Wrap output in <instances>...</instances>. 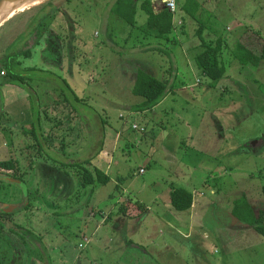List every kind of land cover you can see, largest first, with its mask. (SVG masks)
I'll return each instance as SVG.
<instances>
[{
    "label": "rangeland",
    "instance_id": "obj_1",
    "mask_svg": "<svg viewBox=\"0 0 264 264\" xmlns=\"http://www.w3.org/2000/svg\"><path fill=\"white\" fill-rule=\"evenodd\" d=\"M116 1L51 0L0 25V67L13 61L25 79L0 72V146L12 148L13 133L28 189L6 187L16 212L0 221V264H264L254 219L232 214L244 197L255 216L264 210V60L236 56L240 44L260 47L264 0H175L168 39L144 30L142 4L159 12L164 0H138L134 26L112 12ZM219 38L226 72L214 82L195 57L202 39ZM141 70L170 93L133 111ZM16 93L25 100L10 103ZM96 168L109 184L84 183ZM175 187L192 192L193 208L166 214L154 203Z\"/></svg>",
    "mask_w": 264,
    "mask_h": 264
},
{
    "label": "trees",
    "instance_id": "obj_2",
    "mask_svg": "<svg viewBox=\"0 0 264 264\" xmlns=\"http://www.w3.org/2000/svg\"><path fill=\"white\" fill-rule=\"evenodd\" d=\"M47 3V2H46ZM45 3L40 4L38 6L42 7ZM153 4L150 1H145L142 4V9L147 14V22L144 25V30L150 35H154L156 38H165L168 39L169 34L173 31L174 25V13L168 9H164L162 11L156 12L152 6ZM137 6L138 0H117L112 8V12L125 20L128 24L134 26L136 23V15H137ZM35 7L31 8L34 9ZM203 28L199 29L200 34H202ZM202 37V36H201ZM262 43L260 47H248L246 48L243 45H239L236 51V56L239 61L245 65L248 63H258L264 60V36H262ZM202 50L199 52L196 57L195 61L197 66L203 71V73L209 76L214 82L219 81L223 78L226 69L224 65L221 64L220 55L223 52V39L219 38L214 42H207L202 39ZM30 54L29 51L26 52V55ZM25 55V56H26ZM13 61H10L8 64L0 67V72L5 73L7 71L8 76L12 80H19L24 82V77L18 72L14 71ZM17 64V63H16ZM18 65V64H17ZM3 85V81H0V86ZM133 94L140 96L143 100L140 103H137L133 106V111H147L159 105L166 96L170 93L168 88V83L158 79L157 77L153 76L152 74H148L145 71H140L134 83ZM33 134L37 138V131L33 130ZM33 135V136H34ZM2 140V139H1ZM3 141V140H2ZM90 162V160H88ZM1 163V162H0ZM11 163L4 162L0 165L2 167L8 168L11 167ZM73 167H81L79 164H73ZM96 173L97 178L93 177V173L89 170L85 171L84 174V183L85 184H109L110 177L105 175L103 171L96 168L94 170ZM17 179V177L13 176ZM12 186L10 182H6L4 180L0 181V203H6L8 201V189L7 186ZM264 195V187L262 189ZM171 203L172 206L178 211H186L192 208L193 206V194L192 192L188 191L187 189L175 187L171 190ZM30 205L26 206V209H29ZM1 210V209H0ZM21 211V210H19ZM16 211H13L14 213ZM232 214L235 215L242 221H248L250 219H254L252 222V226L255 230L264 236V210H260L258 213L253 212L251 205L249 204L247 198L240 199L236 202L232 209ZM11 213L6 211H0V221L5 216H9ZM1 226H3V223ZM18 227H21L17 224ZM27 234H29V238L36 237L37 240L39 238L37 236H33L34 234L31 231L24 230ZM8 237V236H6ZM27 237V236H25ZM40 241V240H39Z\"/></svg>",
    "mask_w": 264,
    "mask_h": 264
},
{
    "label": "flooded vegetation",
    "instance_id": "obj_3",
    "mask_svg": "<svg viewBox=\"0 0 264 264\" xmlns=\"http://www.w3.org/2000/svg\"><path fill=\"white\" fill-rule=\"evenodd\" d=\"M0 79L3 81L2 77ZM1 87L2 86H0V88ZM3 146H0L1 147L0 149H2V148L4 149L2 152H0V162L3 163V164H4V162L11 163L10 164L11 167L4 168V167H2L3 165H0V181L4 180L6 182H10L12 184V186L17 187L18 189L21 190V192H23L24 189L19 183L12 182V180L15 179V180H18V181H21V182L25 183V180H24L25 174L22 173L19 170V168H18V166L16 164V160H18V159H16V157H15L13 145H12V148H11L9 145H7V142H6V144H5L6 148H4ZM41 147H43L42 143H41ZM1 155H7V157H5V159H4V158H1ZM13 176L17 177V179L14 178ZM56 177H58V176H56ZM56 177L53 179V183H55V185H54V188L52 190L53 192H51V193H54V194L57 193V192H55L56 188H57L56 184L58 182V178L56 179ZM10 195H13V196H9L8 197V200H9L8 202L0 203V206H5L6 207L4 209L5 210L7 209L8 213L13 212L14 207H15L14 205L16 203L15 199H17L16 198V192H15L14 189L12 191L11 188H10ZM10 209H11V211H8Z\"/></svg>",
    "mask_w": 264,
    "mask_h": 264
},
{
    "label": "crops",
    "instance_id": "obj_4",
    "mask_svg": "<svg viewBox=\"0 0 264 264\" xmlns=\"http://www.w3.org/2000/svg\"><path fill=\"white\" fill-rule=\"evenodd\" d=\"M163 5H164V3H162ZM16 17V16H15ZM12 19V18H11ZM10 20V19H9ZM4 24V23H3ZM250 47V46H249ZM123 61H126V62H130L128 59H123ZM147 67L149 68V66L147 65ZM151 67V66H150ZM57 84V83H56ZM56 84H55V86H56ZM61 84V83H60ZM57 86H59L58 84H57ZM86 93V91L84 92V94ZM73 95H74V97H75V99H77V96H75V94L73 93ZM15 97V99L13 100V101H10V103L12 102V103H14V102H16V101H21L22 100V98H23V100H25V98H26V94H23V95H21V94H19V93H16V95L14 96ZM62 97V96H61ZM57 100V99H56ZM66 100H67V97H66ZM60 102V99L59 100H57V102ZM58 102V103H59ZM45 103V102H44ZM50 103V102H49ZM61 104V103H60ZM58 111V110H57ZM56 111V112H57ZM81 116L83 117V118H85V119H88V115H87V113H85L84 111H82V114H81ZM24 117V116H23ZM45 118L46 119H48V114H46L45 115ZM25 124V123H24ZM222 124L220 123V121H219V119L218 118H215V121L213 122V124H212V126H213V129H214V132H216V135H217V137H221V138H223V134L225 133V130H223V125L221 126ZM8 135H10V137L9 138H7V140L8 141H10V143L13 145V148L15 147V140H14V138L12 139L11 137H13V133H8ZM29 136H30V138H31V133L29 134ZM0 137H2L1 135H0ZM223 140H224V138H223ZM263 140H264V137H263ZM226 141H227V139H226ZM3 141L1 140V138H0V143L1 144H3L2 143ZM228 142H230V144H232V142L231 141H228ZM226 145H227V143H226ZM244 145H246V143L244 144ZM243 145V146H244ZM63 146V145H62ZM239 148H242V143H239V142H236L234 145H232L230 148H227V149H230L231 150V152H230V154H232L233 152L234 153H237L238 151H239ZM171 193V192H170ZM169 193V194H170ZM159 201L161 200V199H163V200H161V201H163V202H158V200H157V202H155L154 204L155 205H157L158 207H161V208H163V209H165L166 210V214H168L169 213V211H168V209H169V206L171 205L172 206V203H171V196H165V197H158L157 198ZM192 208H193V206H192ZM158 212V211H157ZM158 214H159V212H158ZM120 220L122 221V222H124L125 221V218L124 217H122V218H120ZM162 220L164 221V222H166V224L168 225V226H173L174 227V224L171 222V221H169L168 219H166L165 217H163L162 218Z\"/></svg>",
    "mask_w": 264,
    "mask_h": 264
},
{
    "label": "water",
    "instance_id": "obj_5",
    "mask_svg": "<svg viewBox=\"0 0 264 264\" xmlns=\"http://www.w3.org/2000/svg\"><path fill=\"white\" fill-rule=\"evenodd\" d=\"M48 1H51V0H0V13H2L3 11H8V10H11L13 12L19 11L22 8L32 6V5H33L32 7H36L40 5L41 3H46ZM12 182H17L21 184V186L24 189L25 196H27L28 189H26L25 183L15 180V179H13Z\"/></svg>",
    "mask_w": 264,
    "mask_h": 264
},
{
    "label": "bare ground",
    "instance_id": "obj_6",
    "mask_svg": "<svg viewBox=\"0 0 264 264\" xmlns=\"http://www.w3.org/2000/svg\"><path fill=\"white\" fill-rule=\"evenodd\" d=\"M32 6H28V7L22 8L19 11H15V12H13L11 10L3 11L2 13H0V25L3 24V23H5L9 19H11L13 16H15L16 15V12H23L24 13V11L26 9H28L29 7H32Z\"/></svg>",
    "mask_w": 264,
    "mask_h": 264
},
{
    "label": "built area",
    "instance_id": "obj_7",
    "mask_svg": "<svg viewBox=\"0 0 264 264\" xmlns=\"http://www.w3.org/2000/svg\"><path fill=\"white\" fill-rule=\"evenodd\" d=\"M162 3L166 4V7H168L171 12L173 13L175 12V7H176L175 0H164L162 1Z\"/></svg>",
    "mask_w": 264,
    "mask_h": 264
},
{
    "label": "clouds",
    "instance_id": "obj_8",
    "mask_svg": "<svg viewBox=\"0 0 264 264\" xmlns=\"http://www.w3.org/2000/svg\"><path fill=\"white\" fill-rule=\"evenodd\" d=\"M37 7V6H36ZM24 14V13H23Z\"/></svg>",
    "mask_w": 264,
    "mask_h": 264
}]
</instances>
